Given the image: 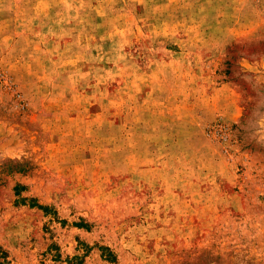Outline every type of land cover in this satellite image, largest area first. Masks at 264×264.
<instances>
[{"label": "rangeland", "instance_id": "374dc122", "mask_svg": "<svg viewBox=\"0 0 264 264\" xmlns=\"http://www.w3.org/2000/svg\"><path fill=\"white\" fill-rule=\"evenodd\" d=\"M0 264H264V0H0Z\"/></svg>", "mask_w": 264, "mask_h": 264}, {"label": "trees", "instance_id": "16d2710c", "mask_svg": "<svg viewBox=\"0 0 264 264\" xmlns=\"http://www.w3.org/2000/svg\"><path fill=\"white\" fill-rule=\"evenodd\" d=\"M104 252H105V254H104ZM101 255H102V253H101ZM103 256L106 258L109 256V253H107L106 251H103Z\"/></svg>", "mask_w": 264, "mask_h": 264}]
</instances>
